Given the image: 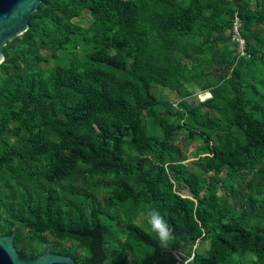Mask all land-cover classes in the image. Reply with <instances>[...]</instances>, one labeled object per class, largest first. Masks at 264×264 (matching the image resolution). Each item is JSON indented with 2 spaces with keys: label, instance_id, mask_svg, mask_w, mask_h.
<instances>
[{
  "label": "trees",
  "instance_id": "obj_1",
  "mask_svg": "<svg viewBox=\"0 0 264 264\" xmlns=\"http://www.w3.org/2000/svg\"><path fill=\"white\" fill-rule=\"evenodd\" d=\"M28 23L0 63V235L77 264H264V0H40Z\"/></svg>",
  "mask_w": 264,
  "mask_h": 264
},
{
  "label": "water",
  "instance_id": "obj_2",
  "mask_svg": "<svg viewBox=\"0 0 264 264\" xmlns=\"http://www.w3.org/2000/svg\"><path fill=\"white\" fill-rule=\"evenodd\" d=\"M40 0H0V63L3 47L29 27V17ZM13 234L0 235V264H76L69 255L42 253L34 258H23L13 244ZM84 264H97L96 261Z\"/></svg>",
  "mask_w": 264,
  "mask_h": 264
},
{
  "label": "rangeland",
  "instance_id": "obj_3",
  "mask_svg": "<svg viewBox=\"0 0 264 264\" xmlns=\"http://www.w3.org/2000/svg\"><path fill=\"white\" fill-rule=\"evenodd\" d=\"M90 15L88 13H83V15L80 18H75L74 21L80 23L81 25H87L90 22ZM46 53V52H45ZM193 86V88L195 87L194 84H191ZM156 91H158L161 95L168 97L169 99H171L172 101L176 100V96L175 94L171 93L170 91H168L166 88H160L158 86H156ZM196 96L199 100H202L204 98H206L209 94L206 92H202L198 89H196ZM199 145V142L197 141H193L187 150V153H191L196 146ZM192 161V158L187 159L186 161H184L185 163L189 164ZM180 192L184 195H189V192L187 189H181ZM142 219H143V214H140L137 218L136 221L141 224L142 223ZM208 246V242L207 241H202L201 243V249H206V247Z\"/></svg>",
  "mask_w": 264,
  "mask_h": 264
},
{
  "label": "clouds",
  "instance_id": "obj_4",
  "mask_svg": "<svg viewBox=\"0 0 264 264\" xmlns=\"http://www.w3.org/2000/svg\"><path fill=\"white\" fill-rule=\"evenodd\" d=\"M148 224L151 230L156 233L161 247H167L169 242L174 239L173 229L156 209H151L148 213Z\"/></svg>",
  "mask_w": 264,
  "mask_h": 264
},
{
  "label": "built area",
  "instance_id": "obj_5",
  "mask_svg": "<svg viewBox=\"0 0 264 264\" xmlns=\"http://www.w3.org/2000/svg\"><path fill=\"white\" fill-rule=\"evenodd\" d=\"M240 28H241V22L239 17L235 14L234 15V19L232 21V26H231V40L234 42L235 44V48L237 53L240 56H244L246 55L245 53V39L243 38V36L241 35L240 32ZM208 92H206L207 94ZM209 94V93H208ZM209 96V95H208ZM207 96V97H208Z\"/></svg>",
  "mask_w": 264,
  "mask_h": 264
},
{
  "label": "flooded vegetation",
  "instance_id": "obj_6",
  "mask_svg": "<svg viewBox=\"0 0 264 264\" xmlns=\"http://www.w3.org/2000/svg\"><path fill=\"white\" fill-rule=\"evenodd\" d=\"M9 235V234H8ZM14 236V235H13ZM14 239V238H13ZM15 246V245H14ZM16 248V247H15ZM16 250L18 251V249L16 248ZM19 252V254H20V251H18ZM35 251H34V249H28L27 251H24L23 253L25 254V256L23 257V258H26V257H30V258H34V257H36L37 255H39V254H42V253H47V252H52V251H49V250H46V251H44V252H42V253H38V254H35L34 253ZM52 253H55V252H52ZM33 254V255H32ZM55 254H57V253H55ZM62 255V254H61ZM77 264V263H76ZM84 264V263H83Z\"/></svg>",
  "mask_w": 264,
  "mask_h": 264
}]
</instances>
